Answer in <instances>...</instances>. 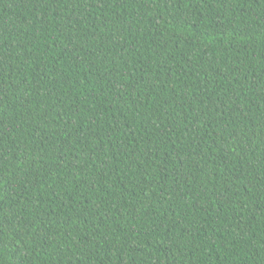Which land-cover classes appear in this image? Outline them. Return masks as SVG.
Here are the masks:
<instances>
[{"label":"trees","instance_id":"trees-1","mask_svg":"<svg viewBox=\"0 0 264 264\" xmlns=\"http://www.w3.org/2000/svg\"><path fill=\"white\" fill-rule=\"evenodd\" d=\"M0 264H264V0H0Z\"/></svg>","mask_w":264,"mask_h":264}]
</instances>
